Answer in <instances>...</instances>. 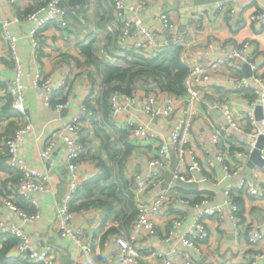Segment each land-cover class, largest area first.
<instances>
[{"label": "crops", "instance_id": "1", "mask_svg": "<svg viewBox=\"0 0 264 264\" xmlns=\"http://www.w3.org/2000/svg\"><path fill=\"white\" fill-rule=\"evenodd\" d=\"M46 1L0 0V212L9 222L29 234L34 248L47 244L56 247L59 251L56 264H104L106 260L116 259L119 255L117 235L134 232L137 208L131 178L136 173L145 176L154 169L149 161L156 155L162 141L170 139L176 119L174 116L151 117L143 110L142 104L150 93H158L164 101L167 92L155 82L144 84L143 81H139L138 87L134 89L138 94L135 106L126 111L122 118L134 113L135 120L147 124L157 133V138L147 143L138 142L120 121L111 118L109 95H106L103 85V71L108 64L127 66L132 59V52L118 40L120 21L114 0H68V25L62 26L59 19L50 20L40 34L38 52L33 53L29 32L35 22L26 15ZM218 2L152 0L146 7H140L136 0H124V11L129 18H141L144 25L164 33V36L166 31L157 17L161 11H167L176 21L178 34L185 42L181 56L192 64L221 58L225 51L250 40L255 51L251 62L258 67L257 74L264 77V25L249 19L255 11L264 12V0H236L234 6L238 10L243 4L245 7L234 15L218 13ZM45 14L43 11L39 16ZM3 20L8 21L7 27L2 25ZM9 35L15 38L13 42ZM13 48L24 62L21 80L27 104L25 114H19L16 110L17 113H13L8 108L11 107L9 85L16 76L11 58ZM244 63H248L251 69L252 65L241 59L222 64L213 74L209 86H197V99L193 103L190 104L184 97L181 111L179 106L177 108L180 114L187 107L193 111L192 117L188 118L191 143L201 158L203 168L190 171L186 177V180L196 183L194 188L186 189L176 179L168 188H176L195 200L205 195L209 199L207 205L218 208L220 215L210 216L206 221L210 238L202 244L201 251L186 246L182 237L196 231L194 220L199 206L173 203L153 216L156 233L138 234V243H145L141 264H159V252L173 263H181L190 255L196 264H250L247 253L264 252V167L255 166L247 171L246 166H243L239 174L229 177L214 153L210 134L222 115L219 108L212 107L217 100L228 98L232 101V107L239 112L250 109L248 102L253 97V89L260 87L259 81L251 79V87L242 93L233 91L227 81L234 75L246 76ZM36 72L49 78L54 85H62L57 98L68 99V107L58 111L53 104L44 101L32 85V77ZM84 102L92 112L82 117V128L78 135L84 144L78 174L85 190H79L70 201L69 222L72 227L84 228V239L90 246V253L83 251L72 237L60 234L57 217L71 178L61 134ZM28 120L32 121L33 126L20 141L18 154L30 169L48 173L51 186L49 191L36 194L40 218L32 224L23 223L3 202L16 184L13 170L2 160L5 153L3 140L18 125ZM52 140L56 143L55 147L49 156L44 157L42 151ZM171 167L172 162L162 170L163 179L150 187V196L168 189L163 188L162 183L165 179L164 170H172ZM243 178L256 183L259 193L254 195L239 189ZM230 188L240 202L244 224L255 225L263 232L259 241L251 243L244 233L237 231L231 217V205L226 203L225 190ZM16 201L22 206L26 205L20 196L16 197ZM175 214L181 215L182 223L175 230L171 242H167L165 234ZM14 260L13 264H42L29 259ZM256 264H264V256Z\"/></svg>", "mask_w": 264, "mask_h": 264}, {"label": "built area", "instance_id": "2", "mask_svg": "<svg viewBox=\"0 0 264 264\" xmlns=\"http://www.w3.org/2000/svg\"><path fill=\"white\" fill-rule=\"evenodd\" d=\"M16 1V0H12ZM152 0H136L137 5L146 7ZM236 0H219L218 13H228L234 15L241 11L245 5L234 6ZM114 8L120 24L118 25V40L128 50L140 55H153L164 46L180 44L184 47V40L179 36L176 21L167 11H161L158 19L162 29L166 31L165 36L160 31L144 25L139 17L129 18L125 14L124 0H114ZM45 11L44 16H39ZM204 14V12H202ZM26 17L35 22L30 30L29 36L32 43L33 53L38 52L40 46V34L43 33L44 26L52 19H59L62 26L68 25V0H47L40 4L35 10L29 12ZM250 21H258L264 25V12L255 11L249 16ZM2 25L7 27L8 21L3 20ZM163 35V37H162ZM12 42L15 38L9 35ZM256 46V45H255ZM254 45L250 40L241 42L230 51H225L223 57L210 62L189 63V71L184 80V91L182 94L166 92L162 101L156 92H152L145 98L142 107L151 117L174 116L176 123L173 125L170 139L162 141L156 155L151 157L149 164L154 168L147 172L145 176L136 173L132 176V193L137 208L134 219V232L129 235H117L116 244L119 247V255L116 259H108L104 264H141L142 249L145 243L139 244L137 236L143 232L147 234L156 233V226L153 216L163 207L173 203L195 204L199 206L198 214L194 220L195 232H190L182 237V242L196 251H201L202 244L210 238V228L207 219L210 216L220 215L218 208L208 206L209 199L202 195L200 200H195L182 194L176 188H168L156 195H149V189L155 182L162 181V170L170 165L172 159L177 164L174 170V177L186 180L187 175L194 169H202L201 158L195 147L191 143V128L188 118L192 117L193 111L187 107L181 114L177 111L178 106L181 111L183 98L189 103L197 99V86L207 87L213 80V74L218 71L222 64L235 62L237 59L249 62L252 67V76L234 75L228 79L233 91L242 93L251 87V79L255 78L260 83V87L253 89V97L249 99L250 109L239 112L232 107V101L228 98L217 100L212 104L213 108L222 111L221 119L214 125L211 131V141L217 159L223 164V169L229 177L239 174L240 168L246 166L249 155L256 147V141L261 133H264V77L258 74V67L251 62L255 55ZM13 67L16 72L15 78L9 85L11 94V105L19 113L27 112L26 97L23 91L24 84L21 77L24 73V62L12 49ZM258 73V74H257ZM144 84L154 82L152 80L143 81ZM32 85L42 95L47 104H53L58 111L69 106V100L63 97L57 98L58 90L62 85L57 86L51 83L49 78L44 77L40 72H36L32 77ZM57 98V100H56ZM138 99L137 92L133 89L130 92L116 89L109 94V113L114 121H120L123 127L129 130L131 137L138 142L147 143L157 138V133L143 122L135 120L136 115L131 113L128 118H122L126 111H130L135 106ZM55 101V102H53ZM258 104L263 107V116L257 119L255 108ZM91 110L84 102L78 107L72 119L64 126L61 134L66 147V166L70 174L67 193L61 206L58 209L59 231L62 236L72 237L86 253H90V246L84 239V228L82 226L72 227L70 225L69 206L79 190L83 189L81 178L78 174L81 153L84 144L79 139L82 128V117L91 114ZM33 126L28 120L18 125L14 131L4 138L3 149L5 150L6 161L13 172L18 176V181L11 189V193L3 200L12 212H14L23 223L32 224L40 218V208L36 194L49 191L50 176L41 170L30 169L26 161L18 154L19 143L23 136ZM55 141L48 142L47 147L42 151L44 157L49 156L55 147ZM264 154V153H263ZM239 189L246 190L250 194H258L259 187L252 180L243 178L238 186ZM226 203L231 205V217L239 232L244 233L248 241L255 243L263 237V232L255 225L246 226L240 214V202L238 197L230 189H226ZM20 196L26 201L22 206L17 203L16 197ZM182 223V217L175 214L165 234V241L171 242L175 230ZM0 234L9 235L16 239L13 249V257L20 261L32 260L42 262V264H56L59 251L51 244L41 248L32 246L31 238L22 228L9 222L5 215L0 212ZM264 256L262 251H251L246 254L250 264H256L257 260ZM159 264H196L195 259L188 255L181 263H173L164 253H158Z\"/></svg>", "mask_w": 264, "mask_h": 264}, {"label": "trees", "instance_id": "3", "mask_svg": "<svg viewBox=\"0 0 264 264\" xmlns=\"http://www.w3.org/2000/svg\"><path fill=\"white\" fill-rule=\"evenodd\" d=\"M182 50V45L171 44L164 46L153 55H140L131 51L132 59L129 61L127 66L108 64L103 71V85L105 86L106 95H109L111 91L116 89H122L130 92L138 87L137 83L139 81L142 82L149 80L157 83L160 89L164 91L182 94L184 91V80L189 71V65L181 56ZM8 108L11 109V112L17 113L12 105ZM5 113L6 111H4V114ZM2 160L7 164L5 153L2 156ZM14 181L16 183L18 181V176L16 174L14 176ZM83 190H85L84 186L81 191ZM10 193L11 191L9 194ZM15 244L16 239L14 237L0 234V264L14 263L15 257H13L11 253ZM25 264L36 263L33 262Z\"/></svg>", "mask_w": 264, "mask_h": 264}, {"label": "water", "instance_id": "4", "mask_svg": "<svg viewBox=\"0 0 264 264\" xmlns=\"http://www.w3.org/2000/svg\"><path fill=\"white\" fill-rule=\"evenodd\" d=\"M243 66L245 69L246 76L248 77L251 76L252 73H251L250 65L248 63H244ZM143 87L151 89L150 86L143 85ZM262 111H263L262 105L258 104L255 108V115L257 119L262 118L263 116ZM263 151H264V133H261L257 138L255 149L252 151V153L247 158V161H246L247 171H251L255 166L264 167ZM171 162H172V167H171L172 170L171 169L164 170L165 179L162 183L163 188H168L169 184L175 179L173 170L176 167V160L173 159ZM176 181L180 186L186 189L194 188L196 186V183L194 181H188L182 178H176Z\"/></svg>", "mask_w": 264, "mask_h": 264}]
</instances>
